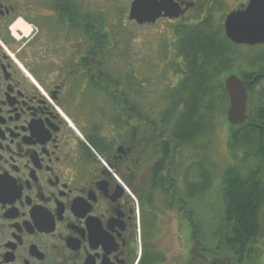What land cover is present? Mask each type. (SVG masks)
<instances>
[{
	"label": "flooded vegetation",
	"instance_id": "flooded-vegetation-1",
	"mask_svg": "<svg viewBox=\"0 0 264 264\" xmlns=\"http://www.w3.org/2000/svg\"><path fill=\"white\" fill-rule=\"evenodd\" d=\"M20 18L34 31L16 41ZM0 40L46 94L0 44V264H264L258 237L200 242V155L178 118L138 103L131 67L105 66L99 7L0 0ZM212 224L233 231L222 213Z\"/></svg>",
	"mask_w": 264,
	"mask_h": 264
},
{
	"label": "rangeland",
	"instance_id": "rangeland-1",
	"mask_svg": "<svg viewBox=\"0 0 264 264\" xmlns=\"http://www.w3.org/2000/svg\"><path fill=\"white\" fill-rule=\"evenodd\" d=\"M87 1L89 4H93L94 8L99 7L106 19L108 43H106L105 49L103 44V51L106 56L105 66H108L110 70L116 67L118 75L128 76L131 70L127 68V64H133L134 67L131 69H133L134 72L132 71V73L134 74L131 75L130 79L136 93V99L142 107L150 106L151 113L155 115L159 114L160 111L162 114L170 115L167 110V106H169L167 91L178 85L183 77L185 79L189 77L181 60L177 58L176 25L186 23V28H191L188 26L203 25L205 27L209 24L210 27H213L212 30H216L221 26L223 27L224 17L229 10L243 2L245 3V0H198L199 7L190 11L184 22L176 23L162 19L155 25H138L128 21L126 17L131 0ZM222 41L226 47L229 46L228 40ZM232 45L230 48L235 53L230 56L227 64L228 70L235 72L240 78L247 76L249 72L263 70L264 46L237 47ZM111 57L113 58L110 59ZM176 64H180L181 68L179 69ZM223 73L224 70L218 73L212 81L219 84ZM39 75L44 77L41 73ZM261 90H264V82L251 95L248 101L250 109H254L262 99L264 100V91L263 95L259 93ZM222 107L223 105H220V108ZM218 111L215 117L218 121H215V130L212 134L209 124V132L201 138L199 137L192 147L185 150V153H191L196 148L199 155L204 154L198 158L200 166H203L206 158L205 168L211 174V188L200 193L199 197L201 221L205 227L210 226L211 222V229L204 231V238L208 241L214 237L213 216L215 214L218 217L224 209L221 200V185L218 184L223 181V174L226 169L231 165H236L246 176L263 175L262 178H264L263 170L260 171L262 167L260 161L247 148L242 145H238L236 148L231 147V133L230 131L227 133L226 129L220 126L219 120H222L226 127H228V123L224 122L222 110ZM210 212L211 216L206 218ZM262 216L264 218V213ZM259 238L261 245L264 246V235Z\"/></svg>",
	"mask_w": 264,
	"mask_h": 264
},
{
	"label": "trees",
	"instance_id": "trees-1",
	"mask_svg": "<svg viewBox=\"0 0 264 264\" xmlns=\"http://www.w3.org/2000/svg\"><path fill=\"white\" fill-rule=\"evenodd\" d=\"M186 27L185 25L178 26L176 34L179 40L178 51L184 58L189 77L186 79L183 77L176 87L169 90L167 110L170 115L180 114L179 123L183 142H192L195 138L202 137L209 132V124H211L212 134L215 130V121H218L215 118L218 110H222L224 122L228 123L226 111L229 105V96L224 88L223 77H225L231 55L228 54L229 51L222 41L227 38L221 27L216 30H212L213 27H210L209 24L205 27L203 25ZM103 37L105 49L106 43H108L105 17H103ZM210 57L211 70L209 69ZM176 65L179 69L181 68L179 64ZM223 70L222 80L219 84H215L212 81L213 78ZM182 74H184L183 71ZM261 77V70L256 75L248 73L243 77L250 82L248 84L250 95L255 93L256 86L264 81ZM209 97L211 100L208 105ZM263 102L262 99L260 102L262 104L259 103L260 105L258 104L254 109L249 107V113L253 115L250 123L236 127L228 123V127H226L223 121L219 120V124L226 129L227 133L230 131L231 147L236 148L238 145H242L247 148L260 161L262 166L260 171L263 170L264 173ZM220 105L223 107L220 108ZM262 176H246L236 165L229 166L224 172L223 181L219 183H222L223 202L226 206L223 221L230 223L233 226V231L228 235H221L224 232L216 233V239L221 238L220 241L225 239L221 241L222 243L239 242L243 235L247 237V243H249L257 235L258 209L264 202V178ZM201 187L205 188L206 185L201 184ZM244 226H246L245 229Z\"/></svg>",
	"mask_w": 264,
	"mask_h": 264
},
{
	"label": "water",
	"instance_id": "water-1",
	"mask_svg": "<svg viewBox=\"0 0 264 264\" xmlns=\"http://www.w3.org/2000/svg\"><path fill=\"white\" fill-rule=\"evenodd\" d=\"M191 6V5H190ZM176 0H133L129 20L155 23L159 18H179L185 11ZM226 35L237 44L264 43V0H250L244 10L232 11L225 20ZM225 89L230 97L227 120L237 126L248 120V92L245 83L236 74L225 79Z\"/></svg>",
	"mask_w": 264,
	"mask_h": 264
},
{
	"label": "bare ground",
	"instance_id": "bare-ground-1",
	"mask_svg": "<svg viewBox=\"0 0 264 264\" xmlns=\"http://www.w3.org/2000/svg\"><path fill=\"white\" fill-rule=\"evenodd\" d=\"M24 31H25V32H27V29H26V27H25Z\"/></svg>",
	"mask_w": 264,
	"mask_h": 264
}]
</instances>
